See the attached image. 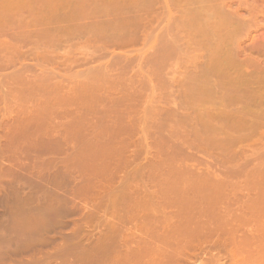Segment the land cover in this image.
Wrapping results in <instances>:
<instances>
[{
    "label": "rangeland",
    "instance_id": "obj_1",
    "mask_svg": "<svg viewBox=\"0 0 264 264\" xmlns=\"http://www.w3.org/2000/svg\"><path fill=\"white\" fill-rule=\"evenodd\" d=\"M5 2L0 0V264H123L131 253L127 262L134 263L149 242L160 248L151 230L169 232L170 239L185 236L192 245L187 228L197 229L204 219L202 226L221 228L203 232L212 235L203 240L206 248L201 237L192 238L202 250L197 242L195 250L184 245L179 249L190 251L182 254L195 251L192 258L165 264H242V240L264 225V0ZM177 17L195 19L207 33L198 37L199 51L187 37L174 38ZM203 72L231 82L223 94L214 91L211 102V118H230L219 121L236 131L226 136L221 127L225 138L214 118L217 136L215 127H200L202 106L186 100L185 86ZM236 111L246 114L243 122ZM196 125L209 138L196 134ZM185 179L189 184L178 186ZM181 187L186 197L179 200ZM177 212L184 229L170 223ZM169 244L161 245L167 251Z\"/></svg>",
    "mask_w": 264,
    "mask_h": 264
},
{
    "label": "bare ground",
    "instance_id": "obj_2",
    "mask_svg": "<svg viewBox=\"0 0 264 264\" xmlns=\"http://www.w3.org/2000/svg\"><path fill=\"white\" fill-rule=\"evenodd\" d=\"M4 2H5V0H4ZM5 5H6V2H5V4H4V7H5ZM103 5L107 6L105 3H103ZM6 7H9V6L6 5ZM107 8H109V7H107ZM6 10H7V9H6ZM2 11H3V10H2ZM4 12H5V9H4L3 13L0 12V14L3 15ZM192 17H193V16L191 15V18H192ZM184 18H185V17H184ZM189 18H190V17H188V19H189ZM191 18L189 19V20H190V21H189L187 18L182 20V18L177 17L176 20H179V21H176V26H178L180 32H181V31L183 32L184 30H185V31H184L183 33H182V32L180 33L179 30H178V33H177V34L174 33V34H175L174 38L178 39V38H180V37H182V38H183V37H187V39H188L187 41L191 40V41H189L190 43L188 42V43L191 45V47L193 46V45L191 44V42H192L193 44H195L194 47H196V48L198 49V51H199L200 48L197 47V44H198V46L200 47V45H199V43H198V42H199L198 37L200 36V34L206 36L207 33L204 32V33L202 34V31L199 29L200 27H199L198 25H196V23H194V20H195V19L193 18L194 20L191 21V20H192ZM129 22H133V23H134V22H135V19H130ZM191 22H193L194 24L191 23ZM195 22H196V21H195ZM194 25H196V26H194ZM182 28H184V29L182 30ZM176 29H177V28H176ZM176 31H177V30H176ZM3 34H4V32H3ZM184 39H186V38H184ZM114 40H115V39H114ZM116 41H118V40H116ZM116 41H114L115 44H118V43H116ZM196 41H197V42H196ZM111 44H112V41H111L110 45H111ZM113 44H114V43H113ZM113 44H112V45H113ZM194 49H195V48H194ZM197 49H196V52H197ZM107 50H108V49H107ZM194 51H195V50H194ZM194 51H193V52H194ZM239 54H240V53H239ZM163 55H164V54H163ZM192 55H193V54H192ZM160 56H161V55H160ZM214 57H215V56H214ZM158 58H159V57H158ZM212 58H213V56H212ZM212 58H211V59H212ZM216 60H217V59H216ZM212 61H213V59L211 60V62H212ZM217 62H218V61H217ZM213 64H214V63H213ZM213 64H212V65H213ZM212 65H211V66H212ZM211 68H212V67H211ZM203 73H204V72H203ZM229 83H231V82H230V81H227V80H226V81H225V80L223 81V80H221V79H219V78H218V79H216V78L212 79V77L208 74V72H206V73H204V76H203V74H202L201 77H200L199 79L192 80L191 82L187 83V84H188L187 86H185V87H187V89L185 88V90H187V91H186V92L184 91V92H185L184 94H185L186 97L189 96V98H187L186 100H188L189 103H190V102H191L192 104L194 103V104H195V105L193 104L194 107L197 106V105H201L202 107L197 106V108L199 107V109H200L201 112H202L203 110H204V112H205V113H204L205 115L202 114L203 112H202V113L200 112V115H203V119H205V120H202V121H201V118H202V117L200 116V120H199L198 116H196V117H197L196 119H198V120L200 121V123L203 122V121H204V123H205V124H202V126H200V127H202L203 129H205V128L208 126V127H207L208 129H207V130H209V132H211V131L213 130L212 133H213V135L216 134V136L219 134V132H220V135H219V136H221V134H222L224 131H225V132H224V135L227 136L228 133L226 134V132H229V131L231 132V131H232V129H230V130L228 131V128H230V126H229V122H228V121L226 122V121L223 120L224 122H221V123H220V121H219V120H222L225 116H224V117L221 116V119L218 118L219 120H217V121L219 122V124H220V127H219L218 123H214V122H217L216 119H215V117H212V118L215 119L214 122H213V125H214V126H213V125H212V121H213V120H212V118H211V116H213V113H214V110H213V109L215 108V105H213V104H215V101H214V97H215V96H214V94H213L214 91L219 92L220 94H223V93L228 89V87L230 86ZM226 84L228 85L227 87H225ZM185 85H186V84H185ZM208 92H209V93H208ZM186 94H187L188 96H187ZM206 101H208L207 104H208L209 101H210V104H208V105H209V107H210V105H211V107H210L211 109H209L208 106L205 104ZM212 101H213V104L211 103ZM186 102H187V101H186ZM186 102H185V103H186ZM187 103H188V102H187ZM192 104H187V106L185 105L186 107H188L187 110H190V108H194V107H191V106H193ZM196 104H197V105H196ZM219 104H221V103H218V105H219ZM188 105H190V106H188ZM205 105H206L207 107H206ZM221 105H222V104H221ZM212 106H213V107H212ZM216 106H217V105H216ZM224 106H225V105H224ZM189 107H190V108H189ZM203 107H206V109L208 108V109L211 111L212 114L210 115V111H208V110L205 111V109H203ZM217 107H218V106H217ZM217 107H216V108H217ZM201 108H202V110H201ZM212 108H213V109H212ZM199 109H197V110H198L197 112H199ZM219 109H220V110H219ZM223 109L225 110L224 107H223ZM239 109H242V108H238V110H239ZM187 110L185 109V112H186ZM194 110L196 111L195 108H194ZM212 110H213V111H212ZM218 110H219L220 113H221V111H223V110H221V107H219ZM235 110H236V109H235ZM242 110H245V109H242ZM207 111L209 112V115H208V113H206ZM215 112H217L218 114H220V113H219L218 111H216V110H215ZM229 112H231V111H227L228 114H229ZM240 112H241V111H240ZM242 112H243V111H242ZM247 112H248V111H247ZM259 112H260V111H259ZM188 113H190V112L188 111ZM217 113H216V115H218ZM224 113H225V112H224ZM224 113H223V114H224ZM227 113H225V114H227ZM231 113H232V112H231ZM231 113H230V114H231ZM245 113H246V112H245ZM248 113H249V112H248ZM255 113H256V112H255ZM260 113H261V112H260ZM186 114H187V113H186ZM206 114L209 116L208 119H207L208 122H206V118H207ZM225 114H224V115H225ZM235 114H236V115L239 114V111H236ZM249 114H250V113H249ZM256 114H257V113H256ZM258 114H259V113H258ZM258 114H257V115H258ZM190 115H191V113H190ZM190 115H189V116H190ZM236 115L234 116V117H235L234 120L238 119V120L240 121V120L242 119V117H243L244 115H246V114H244V113H243V114H239V115H241V116H240L241 119L237 118V116H239V115H237V116H236ZM242 115H243V116H242ZM251 115H254V114H251ZM257 115H255V116H257ZM184 116H185V114H184ZM186 116H188V115H186ZM189 116H188L187 118H190ZM192 116H193V115H192ZM205 116H206V117H205ZM218 116H219V115H218ZM219 117H220V116H219ZM222 117H223V118H222ZM231 117H232V115H231ZM252 117H254V116H252ZM257 117H258V116H257ZM190 119H191V118H190ZM193 119H194V118H193ZM196 119H195V120H196ZM225 119H226V120H229L230 118L227 119V118L225 117ZM232 119H233V118H232ZM232 119H231V120H232ZM195 120H194V121H195ZM238 120H236V121L238 122ZM183 121H185V120H183ZM191 121H192V123H193V120H192V119H191ZM241 121L243 122V119H242ZM134 122H135V121H133V124H134V125H133V124H132V125H133V127L135 128V127H136L135 125L137 124V121H136L135 123H134ZM196 122H197V120H196ZM196 122H195V124H196ZM198 123H199V122H198ZM222 123H225L224 125H226L227 127L229 126V127L226 129L225 127H223L224 125L222 126ZM231 123L233 124V122H231ZM240 124H241V123H240ZM198 125H199V124H198ZM203 125H204V126H203ZM205 125H206V127H205ZM217 125H218V126H217ZM233 125H234V126H233ZM233 125H231V126H233L234 128H236V126H237V128H238V124H233ZM235 125H236V126H235ZM196 126H197V125H196ZM216 126H217V127H216ZM242 126H244V125H241L240 127H242ZM138 127H139V126H138ZM200 127L197 126V129H198V128H199V129H198V131H195V132H196V134H198V135L201 134L200 136L203 137V135H206L208 132H207V130H205V132H202V131H204V130H202ZM204 127H205V128H204ZM209 127H210V128H211V127H213V128L215 127V128L212 129V130L210 131ZM218 127H219L220 129L217 131ZM221 127L225 128L226 130H224V129L221 128ZM240 127H239V128H240ZM142 128H143V127H142ZM192 128H194V127H192ZM231 128H232V127H231ZM234 128H233V129H234ZM237 128H236V129H237ZM242 128H244V127H242ZM139 129H140V128H139ZM197 129H196V130H197ZM132 130H133V129H132ZM135 130H136V128H135ZM143 130H144V129H143ZM194 130H195V129H194ZM201 130H202V131H201ZM220 130H224V131H220ZM130 131H131V130H130ZM199 131H201V132L204 133V134L202 135V133L199 132ZM214 131H215V133H214ZM216 131H217L218 134L216 133ZM238 131H239V129H238ZM197 132H198V133H197ZM221 132H222V133H221ZM234 132H236L235 129L230 133V135H231V134H234ZM209 134L211 135V133H208V135H207L208 138H209ZM224 135L222 134L223 137H224ZM230 135H229V136H230ZM200 136H199V137H200ZM226 136H225V137H226ZM204 137H205V136H204ZM204 137H203V138H204ZM223 137H222V138H223ZM225 137H224V138H225ZM200 138H201V137H200ZM203 138H202V139H203ZM204 139H207V137L204 138ZM180 140H181V139H180ZM180 140H179V141H180ZM176 141H177V140H176ZM174 142H175V141H174ZM181 142H184V141L181 140ZM177 143H178V142H177ZM185 143H186V141H185ZM176 145H178V144H176ZM179 145H182V144H179ZM217 148H218V147H217ZM227 148H229V147H227ZM230 149H232V148H230ZM155 161H156V160H155ZM148 162H149V161H148ZM154 163H155V162H154ZM178 171H179V170H178ZM177 174H179V176H178V179H179V180H178L177 178H176V180H177V181H182L183 178H182V177H181L182 179L179 178V177L182 175V174L180 175V171H179V173H177ZM175 175H176V173H175ZM175 175H174V176H175ZM174 176H173V177H174ZM152 177H153V176H152ZM152 177H151V178H152ZM183 177H184V176H183ZM187 178H188V177H187ZM189 178H190V177H189ZM189 178H188V179H189ZM205 178H206V177H205ZM208 178H209V177H208ZM180 179H181V180H180ZM190 179H191V178H190ZM196 179H199V178L197 177ZM203 180H204V179H203ZM220 180H221V179H220ZM220 180L218 179V181H220ZM177 181L175 182V181L173 180V182H175V183H177ZM190 181H191V180H190ZM190 181H189V182H190ZM193 181H195V180L192 179L191 182H193ZM204 181H205V180H204ZM211 181H212V180H211ZM211 181H208V183H210ZM215 181H216V180H215ZM218 181H217V183H218ZM221 181H222V180H221ZM196 182H197V181H196ZM179 183H180V182L177 183L178 186L181 185V184H183V183H184V184H187V183H186V179H185L184 182H182V183H180V184H179ZM197 183H198V182H197ZM206 183H207V181H206ZM213 183H214V182H213ZM219 183H220V182H219ZM223 183H224V182H223ZM225 183H226V182H225ZM225 183H224V184H225ZM171 184H172V183H171ZM184 184H183V185H184ZM188 184H189V183H188ZM188 184H187V185H188ZM194 184H196V183H194ZM199 184H200V182H199ZM204 184H205V182H204ZM214 184H215V183H214ZM172 185H175V184L173 183ZM187 185H186V187H187ZM221 185H222V182H221V184L219 185V186L221 187V190H222V189H224V188H222L223 185H222V186H221ZM176 186H177V185H176ZM178 186H177V187H178ZM192 186H194V185H192ZM192 186H191V188H188V189H187L186 187H185L186 189H185L184 187H183V188L181 187V188H182V189H181V190H182V193H183V189H185L184 191L187 192L188 190H191V189H192ZM196 186H197V185H196ZM196 186H195V187H196ZM203 186H205V185H203ZM215 186H216V185H215ZM219 186H218V187H219ZM224 186H225V185H224ZM195 187H193V188H195ZM197 187H199V186H197ZM174 189H176V188H174ZM195 189H196V188H195ZM191 191H193V189H192ZM222 191H223V190H222ZM174 192L176 193V192H177V189H176V191L174 190ZM185 192H184V193H185ZM175 193H174V194H175ZM180 193H181V192H180ZM184 193H183L182 198H180L179 200H182V199H183V197L185 196ZM188 193H189V192H188ZM177 194H179V193L177 192ZM175 196H176V195H175ZM176 197H177V196H176ZM185 197H186V196H185ZM185 197H184V198H185ZM178 198H179V197H178ZM173 199H174V196H173ZM186 199H188V195H187V198H186ZM189 199H191V198H189ZM172 201H173V200H172ZM172 201H171V202H172ZM175 201H176V199H175ZM189 201L192 203L191 200H189ZM190 202H189V203H190ZM174 203H176V202H174ZM179 203L181 204V201L178 202V203H176V204H179ZM182 203H183V202H182ZM189 203L187 204V206L189 205V206L191 207L192 204L190 205ZM185 205H186V204H185ZM174 207H175V206H174ZM179 207H180V205H177V209H178ZM181 207H182V206H181ZM181 207H180V208H181ZM180 208L178 209V211H180ZM191 208H192V207H191ZM193 208H194V207H193ZM175 209H176V208H175ZM181 209H182V208H181ZM183 209H184V208H183ZM188 209H189V208H188ZM173 211L176 212V210H173ZM185 211L188 212L187 210H185ZM185 211H184V212H185ZM193 211H194V209H193ZM193 211H192V212H193ZM167 213H168V212H167ZM170 213H171V212H170ZM178 213H179V214H178ZM180 213H181V212H177V214H176V213H172V214H173V217L176 218V221L170 222L172 225H173V223H174L175 225H180L179 223H181V222H180L181 220L178 222V217H179L180 219L183 218V217H181V214H180ZM188 213H189V212H188ZM193 213H195V211H194ZM174 214L177 215L178 217L175 216ZM182 214H183V213H182ZM191 214H192V213H191ZM164 215H165V214H164ZM170 215H171V214H170ZM170 215H168V216H170ZM179 215H180V216H179ZM186 215H187V213H186ZM186 215H185V216H186ZM238 215H239V214H238ZM161 216H162V215H161ZM161 216H158L159 218H157V219H160ZM185 216H184V219L187 218V220H188V216H189V215H188L187 217H185ZM190 216H192V215H190ZM164 217H165V216H164ZM164 217L162 216V219L160 220V223H161V222H163V223H164V222H165V223L167 222V221H163V220L165 219ZM173 217H172V219H173ZM243 217H244V216H243ZM166 218H167V215H166ZM169 218H171V216H170ZM191 218H193V216H192ZM224 218H225V217H223V218H221V219H219V220L222 221ZM244 218H245V217H244ZM155 219H156V218H155ZM184 219H182V220L184 221ZM149 220H151V219H149ZM174 220H175V219H174ZM197 220H199V219H197ZM197 220H196V221H197ZM205 220H206V219H204V221H205ZM238 220H239V219H238ZM243 220H244V219H243ZM250 220H251V219H250ZM250 220H249V221H250ZM157 221H158V220H157ZM157 221H156V224L154 225V227L158 224ZM192 221L195 223L194 219H193ZM204 221H201V220L198 221L199 223L201 222V225H199L198 222L195 223L196 225H199V226L202 227V228H201V227L198 228L199 226H197V229H199V230H197L196 228L194 229V227H193V229H191L192 227H191V228L189 227L190 229L187 228V230L190 231L189 234H192V235H190V236H191V239H190V240H191L192 245H194L193 242H195V240L193 241L192 238H195V237H201V238H200L201 243H203V240H204V243H205V241H206V242H210V238H209V237H211L214 233H216V231H214L213 234L210 233V232H213V227H215V226L217 227V225L214 224V225H215V226H214V225H212L211 222H210V223L208 222L206 225L211 224L212 226L210 225V226H208V227H205L206 225H203V226H202V223H203ZM213 221H214V220H213ZM216 221H217V220H216ZM225 221H226V220H225ZM251 221H252V220H251ZM143 222H144V221H143ZM154 222H155V221H154ZM158 222H159V221H158ZM175 222H176V223H175ZM190 222H191V220H190ZM193 222H192V223H193ZM206 222H207V220H206ZM206 222H205V223H206ZM219 222H220V221H219ZM222 222H223V221H222ZM226 222H228V221H226ZM226 222H225L224 224H226ZM229 222L231 223V221H229ZM146 223L148 224V223H150V222H146ZM163 223H162V224H163ZM192 223H191V224H192ZM235 223H236V222H235ZM141 224H142V223H141ZM144 224H145V223H144ZM168 224H169V223H168ZM189 224H190V223H189ZM191 224H190V225H191ZM220 224H221V222H220ZM228 224H229V223H228ZM150 225H153V224H150ZM159 225H160V224H159ZM169 225H170V224H169ZM169 225H167V226L169 227ZM182 225H183V223H182ZM182 225H180V226H181V229L184 227V226L182 227ZM193 225H194V224H192V226H193ZM196 225H195V226H196ZM222 225H223V223L221 224V227H222ZM235 225H236V224H234V226L232 227V231L229 230V231H231L232 233H233V228L235 227V228L237 229V227H238V225H236L237 227H236ZM141 226H142V225H141ZM157 226H158V225H157ZM165 226H166V225H165ZM170 226H171V225H170ZM219 226H220V225H219ZM223 226H224V225H223ZM254 226H255V225H254ZM150 227H151V226H150ZM154 227H153V230H154ZM158 227H159V226H158ZM158 227H157V228H158ZM173 227H174V226H172V227H170V228L172 229ZM176 227H177V226H176ZM176 227H175V228H176ZM227 227H228V226H226V228H227ZM263 227H264V225H262V228H261V225L255 227L254 232L251 233L250 235H248L247 238L245 237V240H244V239L242 240V241L245 242V245H244V242H243L242 246L247 248V249H245V251L243 250L244 252L241 251L242 254L240 253V257H241V259H239V260L242 262V264H264V228H263ZM159 228H160V227H159ZM164 228H165V227H164ZM217 228H220V227H217ZM217 228H215V229L217 230ZM235 228H234V229H235ZM252 228H254V227H252ZM143 229H144V228H143ZM145 229H146V228H145ZM148 229L151 230V228H148ZM155 229H156V228H155ZM179 229H180V227H179ZM183 229H184V228H183ZM200 229H201V230H200ZM203 229L206 230V231H203ZM215 229H214V230H215ZM230 229H231V228H230ZM236 229H235V230H236ZM111 230H112V229H111ZM141 230H142V229H141ZM141 230H140V231H141ZM150 230H149V231H150ZM156 230H157V231H156ZM156 230H154L153 233H152V230H151V234H150V235L154 236V239L157 238V239H156L157 241H158V240L160 241V242L158 241V242H159V245H160V248H159L158 244H157V246H155V245H156V243H155L156 241L153 239L155 242L152 241V242H153V243L151 242L152 245H151V243L149 242V244H150V248H148V249H145V248H144V250H142V249L140 248L141 250H138V251L134 254V255H135V256H133V259H134V261H135L134 263H133V261H132V263H130L131 259H130L129 263L127 262V261L129 260V258L132 257V254H133V253H131L132 251L130 252V253H131V255H130L131 257H129V258H126V257H124V255H122V256H123V259L126 258L125 262L121 260L122 263L124 262L123 264H126V263H127V264H165L166 261H168V262L170 261V262H173V263H174V261H172V260H175V261L178 262L179 260H182V261H183L182 258H186V260H187V257H190V256L183 255L184 252H185V251H184V252L182 251V250H183L182 248L185 249V246H184V245H188V246H186L187 249H194V250H195V247H194V246L189 245V244H190L189 241L187 242V240H184V239L186 238L185 236H182L183 239H181L182 237H180V235H179V238L173 236V238L170 239V236L168 235L169 232H165V233H163L164 231H163V232H162V231L159 232L158 229H156ZM165 230H166V229H165ZM168 230H169V229H168ZM168 230H167V231H168ZM220 230H221V228H220ZM222 230H223V229H222ZM120 231H121V230H120ZM140 231H139V232H140ZM143 231H144V230H143ZM155 231H156L157 233L159 232L160 234H159V233L157 234ZM170 231H171V230H170ZM185 231H186V230H185ZM200 231H201L202 233L205 232V234H207V233L212 234L211 236L209 235V237L206 236V237L209 238V241H208V239H207V240H206V239H203V236L205 237V235H204V233L202 234ZM109 232H110V231H109ZM111 232H112V231H111ZM113 232H114V231H113ZM113 232H112V233H113ZM187 232H188V231H187ZM198 232L201 233L203 236L199 235ZM137 233H138V232H137ZM140 233H142V231H141ZM155 233H156V234H155ZM225 233L227 234L226 230H225ZM225 233H222L221 235H223V234L225 235ZM229 233H230V232H229ZM108 234H109V233H108ZM121 234H122V233H121ZM132 234H133L132 236H134V233H132ZM138 234H139V233H138ZM138 234H136V235L138 236ZM153 234H155V235H153ZM170 234H172V233L170 232ZM197 234H198V235H197ZM127 235H128V234H127ZM140 235H141V234H140ZM217 235H218V234H217ZM230 235H231V234H230ZM116 236H117V234H116ZM129 236H130V235H129ZM192 236H193V237H192ZM112 237H113V236H112ZM127 237H128V236H127ZM130 237H131V236H130ZM142 237H143V236H141V238H142ZM184 237H185V238H184ZM206 237H205V238H206ZM215 237H216V236H215ZM226 237H227V236H226ZM120 238H121V237H120ZM122 238H123V237H122ZM125 238H126V235H125ZM141 238H140V239H141ZM223 238H224V236H223ZM228 238H229V237H228ZM112 239H114V237H113ZM118 239H119V238H118ZM128 239H129V238H127V240H128ZM131 239H134V238H131ZM140 239H139V240H140ZM212 239H213V238H212ZM212 239H211V240H212ZM214 239H215V238H214ZM123 240H125V239L123 238ZM129 240H130V239H129ZM134 240H135V239H134ZM134 240H132V241H134ZM183 240L186 241V242L182 243L181 241H183ZM217 240H218V238L215 239L214 241H217ZM220 240H222V239L219 238V242L221 243L223 240H222V241H220ZM224 240H225V239H224ZM110 241H111V240H110ZM119 241H120V240H119ZM141 241H142V240H141ZM141 241H140V242H141ZM197 241H198V240H196V242H197ZM200 241H199V244H201ZM226 241H227V240H226ZM113 242H114V241H113ZM116 242H117V238H116ZM123 242H124V241H123ZM128 242H129V241H128ZM134 242L136 243V241H134ZM137 242H138V241H137ZM169 242H173V243H174V244H173L174 247L172 246L171 243H170V244H171V245H170ZM196 242H195V243H196ZM125 243H126V242H125ZM125 243H124V244H125ZM135 243H134V244H135ZM154 243H155V244H154ZM186 243H188V244H186ZM204 243H203V245L205 246ZM212 243H213V241H211V245H212ZM216 243H218V241H217ZM220 243H218L217 245H220ZM240 243H241V242H240ZM129 244H132V243L130 242ZM136 244H138V245L140 246L139 242L136 243ZM153 244H154V245H153ZM161 244H163L164 246H167V244H169V245H168V248L170 247L169 249H171V248L173 247V250L171 249L172 251H169V249L167 248V249H168L167 251H169V252L167 253V251H165L166 249H165V248L163 249V247H162ZM206 244L208 245V243H206ZM221 244H224V243H221ZM113 245H114V243H113ZM113 245H112V246H113ZM118 245H119V244H118ZM196 245H198V242L196 243ZM213 245H214V243H213ZM229 245H230V244H229ZM233 245H234V244H233ZM122 246H124V245L122 244ZM127 246H128V245H127ZM131 246L134 247L133 245H131ZM139 246H138V247H139ZM200 246H201V245H200ZM200 246L198 245V248L201 249L202 246H201V247H200ZM239 246H240V245H239ZM252 246H253L255 249H254ZM110 247H111V246H110ZM110 247H109V249H110ZM117 247H119V246H117ZM117 247H115V248H117ZM138 247H136V248H138ZM161 247H162V248H161ZM188 247H189V248H188ZM226 247H227V246H226ZM228 247H229V246H228ZM113 248H114V247H113ZM121 248H122V247H121ZM129 248H130V246H129ZM179 248H181L182 250L179 249ZM198 248L196 247V249H198ZM203 248H206V246L203 247ZM222 248H223V247H222ZM257 248H259V249H257ZM105 249H107V248H105ZM125 249H126V248H125ZM138 249H139V248H138ZM226 249H227V248H226ZM232 249H233V248H232ZM236 249H237V248H236ZM236 249H235V250H236ZM130 250H135V249H134V248H133V249L131 248ZM198 250H199V249H198ZM201 250H202V249H201ZM205 250H206V249H204V250L201 251V252L203 253ZM208 250H209V249H208ZM210 250H211V249H210ZM210 250H209V251H210ZM227 250H228V249H227ZM239 250H240V249H239ZM239 250H238V251H239ZM255 250H256V251H255ZM107 251H108V250H107ZM107 251H106V252H107ZM127 251H128V250H127ZM179 251H180V252H179ZM181 251H182V252H181ZM186 251H187V250H186ZM188 251H190V250H188ZM188 251H187V252H188ZM254 251H255V252H254ZM108 252H109V251H108ZM122 252H124V251H121V252H120V249H119V253L122 254ZM187 252H185V254H187ZM196 252L198 253V251H196ZM213 252H214V251H213ZM213 252H212V253H213ZM235 252H236V254L238 255L237 251H235ZM182 253H183V254H182ZM204 253H205V252H204ZM224 253H225V252H224ZM226 253H227V252H226ZM155 254H156V255H155ZM191 254H192V253H191ZM194 254H195V251H193V255H194ZM215 254H216V253H215ZM125 255H126V256L129 255L128 252H126ZM193 255H191L190 258H192ZM202 255H203V254H202ZM212 255H213V254H212ZM219 255H220V254H219ZM237 255H236V256H237ZM122 256H120V257L122 258ZM184 256H185V257H184ZM203 256H204V255H203ZM210 256H211V255H210ZM214 256H215V255H214ZM231 256H232V255H231ZM231 256H230V257H231ZM234 256H235V255H234ZM135 257H136V258H135ZM145 257H147V259H144ZM211 257H212V256H211ZM211 257H210V258H211ZM228 257H229V256H228ZM240 257H239V258H240ZM179 258H180V259H179ZM196 258H197V257H196ZM216 258H217V257H216ZM221 258H223V257H221ZM232 258H233V257H232ZM133 259H132V260H133ZM135 259H136V260H135ZM193 259H194V257H193ZM193 259H192V262H193ZM198 259H199V258H198ZM211 259H212V258H211ZM184 260H185V259H184ZM189 260H191V259H189ZM216 260H217V259H216ZM231 260H232V259H231ZM196 261H197V260H196ZM200 261H201V260H200ZM233 261H234V262H233ZM233 261H231V262H232V263H235V258H233ZM168 262H167L166 264H168ZM177 262H175V264H176ZM180 262H181V261H179V263H180ZM183 263L185 264V262H183ZM186 263H188V262H186ZM217 263H218V262H217ZM177 264H178V263H177ZM181 264H182V263H181ZM190 264H191V262H190ZM192 264H193V263H192ZM223 264H224V263H223ZM240 264H241V263H240Z\"/></svg>",
    "mask_w": 264,
    "mask_h": 264
}]
</instances>
